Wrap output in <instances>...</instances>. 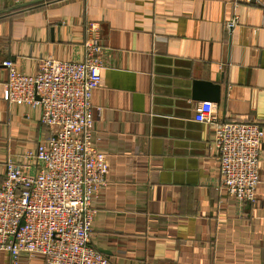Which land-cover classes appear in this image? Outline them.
<instances>
[{
  "label": "crops",
  "instance_id": "obj_1",
  "mask_svg": "<svg viewBox=\"0 0 264 264\" xmlns=\"http://www.w3.org/2000/svg\"><path fill=\"white\" fill-rule=\"evenodd\" d=\"M89 23L104 46L91 105L108 163L91 246L108 264H264V0H0V180L51 133L39 105L4 98L2 61L32 75L46 57L81 60ZM196 81L218 100L193 99ZM202 107L263 131L254 202L220 185ZM0 264H13L3 250Z\"/></svg>",
  "mask_w": 264,
  "mask_h": 264
},
{
  "label": "built area",
  "instance_id": "obj_2",
  "mask_svg": "<svg viewBox=\"0 0 264 264\" xmlns=\"http://www.w3.org/2000/svg\"><path fill=\"white\" fill-rule=\"evenodd\" d=\"M87 29L81 60L46 57L32 75L17 71L10 59L2 61L8 71L4 98L39 105L40 121L51 129L25 152L24 162L5 160L0 250L13 264L22 254L39 256L45 264H108L89 243L92 201L105 184L108 163L94 142L91 105L104 46L97 24L89 23ZM212 113L208 107L198 108L194 118L214 124L220 185L239 206L254 202L263 131L254 122L216 121Z\"/></svg>",
  "mask_w": 264,
  "mask_h": 264
},
{
  "label": "water",
  "instance_id": "obj_3",
  "mask_svg": "<svg viewBox=\"0 0 264 264\" xmlns=\"http://www.w3.org/2000/svg\"><path fill=\"white\" fill-rule=\"evenodd\" d=\"M218 87V85L196 81L193 99L217 101L219 97Z\"/></svg>",
  "mask_w": 264,
  "mask_h": 264
}]
</instances>
